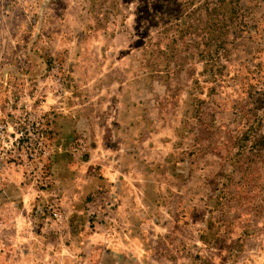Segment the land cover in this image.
<instances>
[{
    "label": "rangeland",
    "instance_id": "374dc122",
    "mask_svg": "<svg viewBox=\"0 0 264 264\" xmlns=\"http://www.w3.org/2000/svg\"><path fill=\"white\" fill-rule=\"evenodd\" d=\"M101 93L137 108L140 118L119 123L133 139L156 136L162 191L166 183L178 194L189 178L190 228L172 234L188 243L187 257L264 264V0H0V208L20 211L22 241L41 238L51 249L99 241L114 198L104 204V191L77 186L68 215L58 193L69 188L52 175L59 155L99 168L105 145L116 144L115 117L86 129L72 121L89 108L100 113L92 104ZM41 115L53 152L31 160L26 147H36ZM80 139L88 149L74 152ZM198 194L212 211L204 233ZM199 238L214 246L203 251Z\"/></svg>",
    "mask_w": 264,
    "mask_h": 264
},
{
    "label": "crops",
    "instance_id": "0c3cea01",
    "mask_svg": "<svg viewBox=\"0 0 264 264\" xmlns=\"http://www.w3.org/2000/svg\"><path fill=\"white\" fill-rule=\"evenodd\" d=\"M113 93L115 94V91ZM96 97L92 105L96 108L98 106L100 113L93 114V109L89 108L85 114H77L73 120L70 117V120L75 124L77 121L76 126L80 129H86V121L105 120L109 124L111 118L115 117L116 121L114 119L112 129L108 132L116 140V144L105 145L106 159H101L99 168L91 166L88 162L79 165L69 160L61 161L64 157L59 155L57 163H53L55 171L52 178L55 184H60L64 189L69 188L65 193V190L58 193L61 201L68 199L69 204L65 208L68 215L76 210L72 203L80 197L79 191L75 189L77 186L81 188L82 193L101 189L104 191L100 196L104 204L114 198L116 207L111 211L106 209L108 214L104 217L107 220L104 228H101L97 239L99 241H94L96 239L91 235L90 240L80 246L70 240L67 247L57 245L53 249L41 238L40 245L29 239L22 241L21 238L25 237L20 236L21 227L16 220L20 211L0 208V264H77L78 260L84 264H218L216 257H207V261L210 260L208 262L204 259L198 262L191 260L187 257L188 243L173 241L174 230L176 233L179 230L182 234L190 228L189 210L184 207L190 200L188 191L186 194L189 178L182 180L181 184H184L185 188L182 187L178 194H170L167 188H171V184L166 183L162 191V180L158 182L155 178L157 160L162 158L158 155L159 147L152 143L156 136L153 133H143V136H137L136 140L133 139L134 131H128L131 127L122 130L119 126L124 119L135 122L136 118H140V115L133 111L137 108L134 105L127 107L122 98L117 99L118 97L107 93ZM86 103L89 104V101ZM85 115L89 118L84 117ZM110 135L108 134V138ZM93 191L92 194L95 193ZM4 195L6 198L2 197L3 201L12 203V199H15L8 191ZM208 197L207 194L191 196L201 203L202 211L196 214L200 221V233L209 228L206 216L212 214V211L206 210ZM173 200L178 205H170ZM173 209H176V212ZM112 218L118 219V226L108 223ZM199 242L203 251L214 246L200 238ZM18 249L21 251L20 255L15 254ZM81 249L83 254H78ZM173 252L177 255L176 258H172ZM229 258L223 264H236Z\"/></svg>",
    "mask_w": 264,
    "mask_h": 264
},
{
    "label": "built area",
    "instance_id": "2783aa9c",
    "mask_svg": "<svg viewBox=\"0 0 264 264\" xmlns=\"http://www.w3.org/2000/svg\"><path fill=\"white\" fill-rule=\"evenodd\" d=\"M53 68L55 70H57V66L54 65ZM61 88L59 86V92L61 94ZM59 94V95H60ZM43 99H40V103H42ZM47 120L45 118L44 115H41L40 116V137H39V140L37 141L36 143V147L35 148H32V147H29L27 149L28 153L27 155L29 156V159L31 160H36L39 156L41 159L45 160L47 156H50L51 153L53 152V148L51 147V145L48 143V139H47ZM3 127H0V137L3 135ZM17 138L18 140H26L27 137H26V134L24 131H19L17 133ZM27 144V143H26ZM25 144V145H26ZM88 149V143L85 141V140H81L80 139V143L79 144H76L72 150L74 152H84V151H87ZM43 165L40 164V168H42Z\"/></svg>",
    "mask_w": 264,
    "mask_h": 264
}]
</instances>
